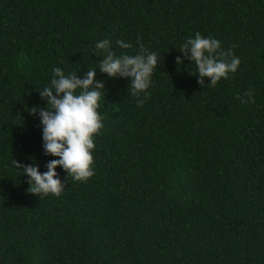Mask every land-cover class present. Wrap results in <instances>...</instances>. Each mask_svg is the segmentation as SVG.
<instances>
[{"label": "trees", "instance_id": "obj_1", "mask_svg": "<svg viewBox=\"0 0 264 264\" xmlns=\"http://www.w3.org/2000/svg\"><path fill=\"white\" fill-rule=\"evenodd\" d=\"M196 32L237 45L215 87L179 51ZM104 39L158 55L142 107L100 72ZM55 67L96 69L104 126L94 175L57 166L62 193L39 197L13 160L58 159L30 112ZM0 264H264V0H0Z\"/></svg>", "mask_w": 264, "mask_h": 264}, {"label": "clouds", "instance_id": "obj_2", "mask_svg": "<svg viewBox=\"0 0 264 264\" xmlns=\"http://www.w3.org/2000/svg\"><path fill=\"white\" fill-rule=\"evenodd\" d=\"M117 44L124 49L132 47L122 40H118ZM236 47L233 44L227 50H222L218 39L204 37L196 32L194 37L185 40L179 51L183 53L184 59L196 65L197 83L203 87L204 78L207 77L210 81L207 85L215 87L222 78L227 79L230 73L237 71L241 61L234 55L233 49ZM95 48L104 52L99 64L100 72L106 73L110 78L128 79L130 94L137 98V107H142L148 98L146 90L150 87L151 77L157 68L158 55L147 51L140 44L137 54L117 56L110 49V41L107 39L98 41ZM175 62L180 65L182 58L177 56ZM52 72L50 86L39 91L40 97L46 100V106L42 109L34 106L30 112L36 114L38 111L43 126L44 155L58 159L48 161L47 171L43 173L36 165H25L13 160L14 166L23 169V174L29 178L27 191L39 197L47 194L58 197L62 193L65 185L56 172L57 166L76 181H87L94 175V137L100 134L104 126L98 111L100 90L104 88V83L95 79L96 69H88L83 78H79L76 72L66 75L59 67L53 68ZM141 93L145 94L143 99H140ZM245 95L248 100L239 95L236 98L241 99V103H254L251 89Z\"/></svg>", "mask_w": 264, "mask_h": 264}]
</instances>
